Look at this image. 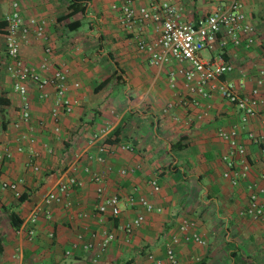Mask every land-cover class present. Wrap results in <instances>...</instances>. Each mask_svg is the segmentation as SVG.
I'll list each match as a JSON object with an SVG mask.
<instances>
[{
  "label": "crops",
  "instance_id": "crops-1",
  "mask_svg": "<svg viewBox=\"0 0 264 264\" xmlns=\"http://www.w3.org/2000/svg\"><path fill=\"white\" fill-rule=\"evenodd\" d=\"M11 1L0 0V23ZM15 1L25 21L45 22L52 48L50 70L66 72V94L75 105L70 114L60 113V130L55 132L50 115L54 89L48 87V99L41 101L40 91L29 86L31 135L36 143H23L22 152H15L25 126L19 121L20 98L5 73V31L0 28V151L10 153V158L0 159V264H148L149 254L160 264H168L165 246L183 219L194 223V231L205 244L172 245L179 264L205 259L206 264H264V224L240 215L250 189L263 190L260 200L264 201V156L247 138L250 133L259 135L264 125V85L258 88L256 116L240 124L239 111L219 93L205 98L190 91L195 83L188 84L184 78L187 63L170 61L161 67L148 63L137 41L150 43L158 31L151 22H138L129 31L122 27V7L129 0H92L84 14L71 19H65L69 0ZM163 1L177 5L185 23H195L217 4L216 0ZM139 4L132 3L134 8ZM242 5L256 31L255 44L244 48L227 42L223 46L219 36L201 57L209 60L221 53L233 67L224 81L239 95L249 96L262 66L264 0H242ZM19 57L37 69L46 59L42 42L32 32L20 43ZM40 74L48 76L51 71ZM109 77L111 81L95 93V87ZM193 100L198 105H192ZM119 123L123 129L118 143L129 145L132 151L115 148L106 155L105 165H99L96 148L88 145L91 135L102 127L111 132ZM232 127L239 128V141L251 167L248 178L237 186L223 177L227 170L223 157L229 146L217 136ZM31 151L38 153V172L29 167ZM85 166L89 173L83 171ZM101 171L105 195L121 200L122 211L115 219L95 210V185L90 177ZM72 175L80 186L49 206L50 218L39 217L29 240L22 229L31 210L60 179ZM152 180L157 182V191L150 185ZM2 183H15L19 196L3 189ZM130 196L144 197L161 212L145 213L129 203ZM6 211L22 221L18 230L12 229ZM136 217L141 219L140 227L126 235L123 227ZM105 232H113L115 239L101 250ZM67 251L70 256H65ZM232 253L237 254L234 260Z\"/></svg>",
  "mask_w": 264,
  "mask_h": 264
},
{
  "label": "built area",
  "instance_id": "built-area-1",
  "mask_svg": "<svg viewBox=\"0 0 264 264\" xmlns=\"http://www.w3.org/2000/svg\"><path fill=\"white\" fill-rule=\"evenodd\" d=\"M217 4L210 14L200 18L195 23L181 22V9L170 2L163 0H129L123 7L120 17V24L129 31L138 23L151 22L156 26L158 37L146 43L141 38L137 41V47L140 51L147 54L148 63L152 66L161 67L162 65L176 61L187 63L189 69L183 72L184 78L188 84L195 83L191 92H197L202 97H209L213 93H219L226 101L232 104L240 113V124L247 123L256 116L257 107L260 104L258 98V88L264 85V53L262 54V66L256 80V88L251 91L249 96H241L235 92L233 86L224 81V77L233 71L232 65L226 63L221 53L215 55L209 60L201 57V53L210 50L212 45L217 42L218 37L222 36L221 45L228 43L233 46H243L250 48L255 44L256 31L253 25L248 21L243 12L242 0H216ZM139 2V6L134 8L132 3ZM142 2V4H141ZM5 23V54L7 63L5 73L12 81V90L20 98L19 121L25 126V130L20 132L19 141L21 144L16 147L15 152L21 153L23 143L29 145L36 143L32 137L31 112L29 100V86L35 87L40 91L38 99L45 101L48 99V93L45 91L48 87L54 89V106L50 111L51 118L55 122V132H59L58 120L60 113L70 114L75 102L67 97V75L59 68H52L49 58L52 56V48L49 44V38L45 31V22L30 19L25 21L21 15L20 7L17 1H11L10 11L3 19ZM31 32L35 39L43 44L45 60L38 67H32L24 63L19 57V46L22 41H26ZM51 71L50 75H46ZM41 73H46L42 76ZM78 87V84L74 85ZM192 105H198V101L193 100ZM16 125L15 127H17ZM109 129L102 127L92 133L89 140V146L96 148L95 161L104 166L106 155L111 150L117 148L124 152H131L132 148L126 144H108L106 140L109 136ZM240 131L238 127H232L229 130H220L218 138L226 142L229 146V153L223 157L226 165V172L223 177L229 180L232 186H237L240 181L246 180L250 173V165L246 158V150L239 141ZM248 140L258 146L260 153L264 156V125L259 135L248 134ZM91 159V155L86 154ZM234 157L238 160L235 162ZM10 158V153L0 151V159ZM38 153L31 151L29 167L34 171H39L36 164ZM83 171L90 172L89 167L85 166ZM108 172V169L105 170ZM121 171V174H125ZM104 171L93 173L90 177L95 185V195L97 204L96 213L99 215H108L111 218H118L121 214V200L117 195L107 196L103 187ZM264 179V174L261 176ZM154 191L158 190L155 180L150 181ZM80 183L75 176H68L60 179L54 189L44 196L41 204L35 205L26 219V228L22 229L26 237L30 240L35 235V227L40 216L50 218L49 206L52 203L60 202L67 198L69 193L79 187ZM3 189H8L15 196H19L17 185L15 183H2ZM263 190L250 189L247 205L240 215L248 217L254 222L264 224V201L260 200ZM131 205H136L145 213H160L161 208L154 206L144 197L130 196L128 199ZM140 217L134 218L123 227L126 235L133 233L140 227ZM264 233V226L262 229ZM113 232H105L102 235L100 249L105 250L108 245L114 241ZM195 243L204 245V241L194 231V223L188 219H183L178 226V233L174 235L170 242L166 244V259L168 264H179L172 245L179 243ZM87 247H90L88 245ZM65 256H70V252H65ZM148 264H160L159 261L149 254L147 255Z\"/></svg>",
  "mask_w": 264,
  "mask_h": 264
},
{
  "label": "trees",
  "instance_id": "trees-1",
  "mask_svg": "<svg viewBox=\"0 0 264 264\" xmlns=\"http://www.w3.org/2000/svg\"><path fill=\"white\" fill-rule=\"evenodd\" d=\"M92 0H69L68 10L69 13L65 16V19H71L76 14H84L86 5L90 3ZM80 25L79 23H77ZM5 23H0V28H4ZM80 26H77L76 28H79ZM111 81V77L108 79H105L104 81L100 82L94 89V92H99L102 88H104L109 82ZM4 125V123H2ZM123 129V123H119L110 133L108 136V139L106 142L108 144H116L119 141V135ZM21 200V197L19 198ZM7 219L9 221V224L11 225L12 229L18 230L20 226L22 225V221L18 218V215L14 212L6 211ZM0 249H1V243H0ZM237 254L232 253L231 257L233 260L236 258ZM207 260H203L198 264H206Z\"/></svg>",
  "mask_w": 264,
  "mask_h": 264
}]
</instances>
